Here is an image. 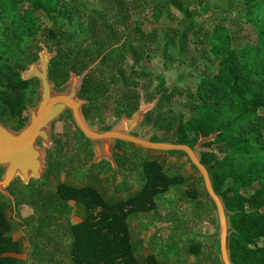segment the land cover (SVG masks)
<instances>
[{
  "label": "trees",
  "instance_id": "1",
  "mask_svg": "<svg viewBox=\"0 0 264 264\" xmlns=\"http://www.w3.org/2000/svg\"><path fill=\"white\" fill-rule=\"evenodd\" d=\"M21 1H25L29 7L19 10L18 4ZM131 1L121 0L118 3L119 19L126 16L128 7H136L139 2ZM207 1L155 0L152 7L155 15L163 13L168 17V8H174L182 15L179 20L182 25L180 30L169 26L164 28L162 46L166 47L174 41L183 45L187 33L197 30L190 17L208 11L207 6H201ZM211 1V17L215 22L209 30L203 31L201 51L214 72L205 68L194 89L195 101L189 104V111L196 113L186 120L181 115L177 116L174 128L176 138L172 142L191 146L199 134L206 136L216 133L212 141L204 143V146L213 148L210 152L200 153V162L205 167L213 164L210 174L214 190L221 196L224 208L229 213L228 222L232 228L226 243L229 260L231 264H264V60L255 64L240 59L238 51L229 43V25H237L233 31L235 35L239 31L238 20L242 15L248 16L257 32L263 31L264 0ZM56 7L57 0H0V11L10 17L11 21L18 22L10 30L9 36L16 40L21 33H31L35 10L49 14ZM94 24L93 20L89 22L86 30L93 48L78 44L75 51L66 43L70 39L67 32L50 29L43 31L46 46L62 45L48 67V76L55 86L66 81L69 71L79 74L90 64L88 59L99 58L97 64L84 76L79 90V96L87 98L89 102L94 95L104 91L103 78L94 77V70L104 63L108 64L110 60L113 64L111 66H115L128 53L133 64L129 77L132 79L137 76L136 70H133L134 64L139 61L145 49V35L140 22L126 30L124 35L116 34V29H110L107 25L96 29ZM146 37L152 39L150 34ZM117 39L121 43L117 56L112 58L113 49H106L105 42ZM15 45L18 46V43L15 42ZM34 56H28L27 61H32ZM23 67L20 62L10 63L0 56V118L16 117L15 127L21 126L25 119V96L33 81L20 78ZM145 73V70H141V76ZM125 94V111L131 112L136 108L137 95ZM160 96L159 102L167 100L166 93ZM166 119L157 114L155 125L168 131ZM57 157V153L48 154L44 174L36 184H44L46 177L58 169L60 157ZM118 157L119 166L129 164L127 167L132 169L136 164L142 176L139 188L124 196H108L103 192L96 180L101 164L91 163V166L96 167L91 172L92 181L82 185L61 178L53 189H46L33 186V180L24 185L17 178L14 179L8 186L15 196L16 211L13 215H6V209L11 208L0 196V264H21L17 258L8 254L24 250L21 238L27 242L30 257L28 264H163L151 253L139 256L134 253L139 241L130 238L126 218L135 212L153 209L155 196L169 187H179L183 179L180 174L170 175L165 172L160 161L155 158H141L135 154L133 163L125 164L126 159L122 153ZM53 175L59 178L61 172L55 171ZM242 188L248 192L242 193ZM178 189L181 197H188L195 202H199L201 193L205 195L204 191L200 193L195 186ZM20 202L28 205L34 216L19 218L17 205ZM206 203L199 204L203 212H208ZM72 208L80 217L75 223L68 222V217L73 213ZM25 229L27 231L19 239L13 240L8 234L12 230L22 232ZM187 251L200 254V245L194 242ZM216 258L221 264L219 256ZM215 263L216 260L211 258L209 264Z\"/></svg>",
  "mask_w": 264,
  "mask_h": 264
},
{
  "label": "rangeland",
  "instance_id": "2",
  "mask_svg": "<svg viewBox=\"0 0 264 264\" xmlns=\"http://www.w3.org/2000/svg\"><path fill=\"white\" fill-rule=\"evenodd\" d=\"M120 1L57 0L56 10L49 14L39 9L34 11L31 33H21L18 40L13 39V37L10 38V30L18 22L11 21L10 17L0 11V56L10 63L16 61L22 63L23 69H25L30 63L38 60L37 54L41 51V45H45L44 30L67 32L70 39L66 43L75 51L78 44L88 49L93 48L86 31L89 22L92 20L95 21L94 26L96 29H101L107 25L110 29L115 28L118 35L121 33L124 35L126 30L132 28L136 22H140V28L145 35V49L143 55L133 67L137 76L134 74L136 77L129 78L131 65L133 66V64L128 53L124 54L117 65L111 66L113 64L110 60L108 64L104 63L93 72L94 77L103 78L104 91L102 94L90 98L94 108L92 123L99 127L100 125L114 124L120 118V116L115 117V111L122 106L118 102L121 101L124 91L125 93L137 95V107L141 97L144 102H151L158 96L159 92L163 91L169 94L170 102L161 100L159 105L155 106L159 100L158 98L155 101L156 103L143 113L139 124L148 111H150L151 116L159 114L161 118L167 117L166 121L170 120L172 125L170 129L168 128V131H164L160 127L153 128L150 124H144L143 126L146 127V133L156 134L162 139L173 141L176 138L174 128L177 116L181 115L182 119L186 120L196 113L189 111V104L195 101L194 89L202 73L205 72L206 67H208L209 72H214V68L207 57L202 55L203 45L201 43L203 31L209 30L215 22V19L211 17L212 1L208 0L201 4V6H207L208 11L198 12L190 17L197 30L196 32L189 31L187 33L184 44L181 45L174 41L166 47L162 46L165 37L163 30L166 26L180 30L182 28L181 23H179L181 13L174 8H168V17L163 13L155 15L156 13L152 10L155 0H139L136 7H128L125 11L126 16L119 19L117 11ZM122 2L127 3V1ZM25 7H29L25 1L18 4L19 10ZM117 21L118 24H116ZM238 22L240 28L235 35L233 31H235L237 25H229L231 29L230 46L238 51L240 59H247L258 64V61L264 60V25L263 31L257 32L252 22L248 20L247 15H242ZM148 34L152 39L146 37ZM15 42L18 43V46L15 45ZM120 43V39L105 42L106 49H113L112 58L117 56ZM46 47L47 53L52 52L49 51V46ZM60 47L62 45H59ZM31 54H35V58L32 61H27V57ZM96 60L97 58H90L88 63L91 64ZM141 70L142 72L143 70L146 71L142 76ZM30 79L33 81L25 96V105L28 107L34 106L38 97L37 80L34 77ZM145 97H147V100ZM0 121L6 126L15 127L17 119L16 117L4 116L0 118ZM72 132L73 129L66 119L55 122L51 132V140L52 142L55 140V143L52 144L51 142L46 151L45 160L48 154L56 155L57 153L60 157L58 169L53 170L46 177L44 184H36L42 179L44 166L41 177L37 180L31 179L35 182L33 186L53 189L57 180L61 178L76 185L92 181L91 172L95 171L96 168L91 166L94 154L93 151L91 154L84 143L89 145L90 148L91 145L88 142H83L84 140L81 137L79 138V135H71ZM262 133L264 135V129H262ZM113 144L114 142L111 145L113 146ZM114 150L116 151L118 148L114 147L113 149V152L117 155L112 153L114 169L110 162L105 159L93 162V164L102 165L96 174V180L108 196H124L139 188L142 183L139 167L136 164H134L136 167L132 169L127 167L129 166L128 162L133 163L135 154H138L141 158L157 159L165 172L170 175L180 174L183 179L179 187L172 186L165 192L157 194L153 209L146 212H135L127 216L126 224L130 238L139 241L135 246L134 253L138 256L151 253L163 264H209L211 258L216 260L215 264H219L216 258L219 253L214 210L205 195L201 193V191H204L202 181L194 174L185 155L153 151L141 147H129L125 152H121L126 159L125 164L128 165L119 166L118 152ZM58 170L61 175L59 178H55L53 173ZM192 186H195L201 193L199 202L180 196L178 188ZM254 186L255 183L252 184V187ZM240 191L244 194L248 192L245 188L240 189ZM205 201L207 202L205 206H207L208 212H203V208L199 206L200 203L205 204ZM10 213L11 210L6 209V215ZM17 214L19 218L34 216L32 209L21 202L17 205ZM78 220H80V217L75 211L68 217L69 223H75ZM26 231L27 229L22 232L12 230L8 234L11 238L18 237L19 239ZM21 239L24 250L18 254V257L22 260L21 264H28L30 257L27 253V242L24 238ZM194 242L200 245V254L187 251L189 245ZM52 243L53 241L50 245Z\"/></svg>",
  "mask_w": 264,
  "mask_h": 264
},
{
  "label": "water",
  "instance_id": "3",
  "mask_svg": "<svg viewBox=\"0 0 264 264\" xmlns=\"http://www.w3.org/2000/svg\"><path fill=\"white\" fill-rule=\"evenodd\" d=\"M56 48L47 53L45 45H41L38 60L20 71V78L37 79V100L32 107L25 105L26 119L18 128H11L0 121V196L10 205L12 215L15 213L14 195L8 186L18 179L22 184L41 177L45 166L46 151L50 147L51 126L63 111H68L75 127L82 133V139L91 145L93 162L105 159L115 168L112 161L111 144L115 140L132 143L144 149L153 151L183 154L188 159L194 174L201 179L205 197L213 207L218 239V253L221 264H231L228 257L227 236L232 228L228 222L229 213L226 212L221 196L214 190L210 169L213 164L205 167L200 162L201 152H210L212 148L204 143L212 141L216 133L206 136L198 135L191 145L175 143L169 140L150 141L151 133H146V127L139 124L143 113L149 110L158 100L161 92L151 102H144L141 97L138 107L126 117L124 114L109 128L102 129L95 123H89L83 117L81 105L86 102L78 96L83 78L99 60L89 64L79 74L71 71L66 81L55 87L48 78V63L55 54Z\"/></svg>",
  "mask_w": 264,
  "mask_h": 264
},
{
  "label": "flooded vegetation",
  "instance_id": "4",
  "mask_svg": "<svg viewBox=\"0 0 264 264\" xmlns=\"http://www.w3.org/2000/svg\"><path fill=\"white\" fill-rule=\"evenodd\" d=\"M45 47H46V45H45ZM53 47H55L56 48V51H55V54H54V56L57 54V52H58V49H59V45H52V46H49V51H52V48ZM46 50H47V47H46ZM38 55V54H37ZM53 56V57H54ZM52 57V58H53ZM52 58H50V60L52 59ZM49 63H50V61H49ZM49 63H48V67H49ZM48 69V68H47ZM48 75V74H47ZM48 78H49V76H48ZM29 80V79H28ZM37 80V79H36ZM49 80H50V78H49ZM51 81V80H50ZM51 83H53L52 81H51ZM83 84V83H82ZM54 85V84H53ZM55 86V85H54ZM60 86V85H59ZM59 86H55V87H59ZM82 86V85H81ZM165 94V92H161V96H163ZM167 94V102H170V100H169V94L168 93H166ZM78 96H79V92H78ZM161 96H160V98H161ZM79 97H81V98H83V99H85L86 100V102L85 103H83L82 105H81V111H82V114H83V117L85 118V120L87 121V122H89V123H91L92 124V121L94 120L93 119V117H92V112H93V103L92 102H89L88 101V99L87 98H84V97H82V96H79ZM147 97H145V99H146ZM147 100V99H146ZM163 100V99H162ZM120 105H122V106H120L116 111H115V117H119L120 116V114H124V116H126V117H128V116H130L131 115V113L137 108V104H136V108L134 109V110H132L131 112H127V111H125V109H126V106H125V104L127 103V99H126V94H125V91L123 92V96H122V98H121V101L120 102H118ZM159 105V100H158V102H157V104L155 105V106H158ZM26 115H27V113H26V110L24 109V112H23V116H24V118L26 119ZM25 119H24V121H25ZM60 119H66L67 120V122H68V124L72 127V129H73V132L71 133V135H79V138L81 137L82 138V133L75 127V125H74V123L72 122V120H71V118H70V114H69V112L66 110V111H63L60 115H59V117L54 121V122H52V127H51V132H52V130H53V126H54V124H55V122H57V121H59ZM23 121V122H24ZM155 121H156V116H151V113H150V111H148V112H146L145 114H144V116H143V119H142V122L140 123V125L141 126H143L144 124H150L153 128H157V126L155 125ZM168 122V126H169V129L171 128V123H170V120H168L167 121ZM23 124V123H22ZM111 125H109V124H106V125H100V128H102V129H107V128H109ZM12 128H18V127H13V126H11ZM20 127V126H19ZM65 134V133H64ZM66 135V134H65ZM162 138H160L159 136H157L156 134H153V135H151L150 136V138H149V140L150 141H158V140H161ZM83 142H87V140H84ZM55 143V140H53V142H52V144H54ZM84 145H85V147L87 146L88 148H89V150H90V152H91V154H92V149L90 148V146L89 145H86V143H84ZM112 146V145H111ZM113 149H114V147H117L118 148V150H114L115 152H118V154H119V152L121 153V152H125V150L128 148L129 149V147H140V146H137V145H134V144H132V143H123V142H121V141H118V140H115L114 141V144H113ZM112 147H111V150H112V153L113 154H115V155H117L116 153H114L113 152V149H112ZM142 148V147H141ZM59 153V152H58ZM47 159V158H46ZM104 162V161H103ZM45 163H46V160H45Z\"/></svg>",
  "mask_w": 264,
  "mask_h": 264
},
{
  "label": "crops",
  "instance_id": "5",
  "mask_svg": "<svg viewBox=\"0 0 264 264\" xmlns=\"http://www.w3.org/2000/svg\"><path fill=\"white\" fill-rule=\"evenodd\" d=\"M77 222V221H76ZM13 240H15V239H18V237H15V238H12ZM21 253V252H20ZM20 253H8L9 255H11V256H13V257H15V258H17L20 262H22V260L18 257V254H20Z\"/></svg>",
  "mask_w": 264,
  "mask_h": 264
}]
</instances>
